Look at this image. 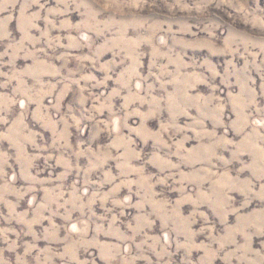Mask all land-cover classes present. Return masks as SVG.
I'll return each instance as SVG.
<instances>
[{
    "label": "rangeland",
    "instance_id": "rangeland-1",
    "mask_svg": "<svg viewBox=\"0 0 264 264\" xmlns=\"http://www.w3.org/2000/svg\"><path fill=\"white\" fill-rule=\"evenodd\" d=\"M0 264H264V0H0Z\"/></svg>",
    "mask_w": 264,
    "mask_h": 264
}]
</instances>
